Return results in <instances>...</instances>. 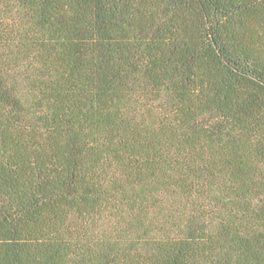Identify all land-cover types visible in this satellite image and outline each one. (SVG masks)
Masks as SVG:
<instances>
[{"label":"trees","instance_id":"16d2710c","mask_svg":"<svg viewBox=\"0 0 264 264\" xmlns=\"http://www.w3.org/2000/svg\"><path fill=\"white\" fill-rule=\"evenodd\" d=\"M0 264H264V0H0Z\"/></svg>","mask_w":264,"mask_h":264}]
</instances>
